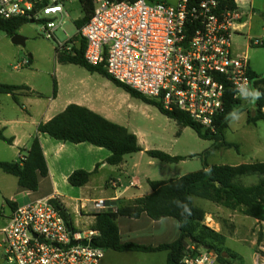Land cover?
Returning a JSON list of instances; mask_svg holds the SVG:
<instances>
[{
	"label": "built area",
	"instance_id": "1",
	"mask_svg": "<svg viewBox=\"0 0 264 264\" xmlns=\"http://www.w3.org/2000/svg\"><path fill=\"white\" fill-rule=\"evenodd\" d=\"M91 1L92 15L79 31L84 60L103 63L111 78L156 100L163 110L183 111L213 131L226 91L236 98L242 86L252 89L247 56L233 55L231 41L247 26L241 7L249 0ZM57 14L67 16L58 0H0L1 20L42 17L46 37L57 28L49 19ZM248 43L262 45L247 38ZM56 201L38 198L12 211L0 230L2 264H99L104 249L92 245L98 232L64 218ZM107 208L103 200L91 202L94 214ZM188 249L195 253L184 255L181 264L216 263L214 252Z\"/></svg>",
	"mask_w": 264,
	"mask_h": 264
},
{
	"label": "trees",
	"instance_id": "2",
	"mask_svg": "<svg viewBox=\"0 0 264 264\" xmlns=\"http://www.w3.org/2000/svg\"><path fill=\"white\" fill-rule=\"evenodd\" d=\"M149 2H165L168 0H147ZM82 17L74 21L78 31L89 21L93 4L91 0H79ZM28 20L14 18L11 20L0 19V31L12 37L15 32ZM31 22V21H30ZM78 42L77 45L74 44ZM70 48L64 46L63 50L55 49L56 59L59 63H70L85 68L88 72H97L121 88L130 97L155 106L158 111L169 119L174 120L182 128L189 127L203 140L212 141V145L204 152L203 158L215 149L231 148L237 146L224 140L223 130L232 119L231 113L239 112V99L234 98V92L227 90L224 95L223 109L214 120V130L204 129L194 123L188 115L179 110L171 112L162 109L159 102L145 97L132 88L114 80L105 71L103 63L92 66L84 60V40L78 36L69 39ZM249 76L254 80L253 91H259L262 95L253 99V110L247 114V123L254 124L257 121L264 123V75L257 76L250 70ZM26 92L30 89L25 85L0 84V94L10 95L17 102L16 93ZM32 94H35L32 92ZM39 96V94H37ZM56 95V82L53 83V96ZM39 134H46L50 138L69 142L72 144L88 143L93 146L106 149L110 155L105 163L117 166L122 163L125 155L142 151L137 137L125 127L115 124L87 107L68 104L60 113L49 121L39 123L36 133L32 137L28 149L22 150L23 158L16 161H0V170L10 174L17 179V185L28 191H36L38 188V177H46L48 168L42 147L39 142ZM0 140L10 144L11 139L6 138L0 132ZM145 154L166 163H177L185 158L170 156L159 150H146ZM95 167L93 172L96 171ZM93 172L76 170L68 176V183L72 187L84 186ZM246 175H258V183L243 186L236 180ZM150 193L130 201L111 202L112 208L102 210L94 214L91 225L98 235L93 238L92 245L104 250L115 252H141L153 253L166 252V264H181V260L187 253H195L188 249V244L195 249L206 248L216 254L217 264H230L235 262V255L224 246V237L206 227L203 224L204 212L192 203V197L209 199L221 203L227 208L234 209L242 207L243 214L258 221L264 222V162L251 164L230 165H208L203 161L202 168L198 171L185 174L181 177L167 181L148 180ZM146 214L150 219L158 221L162 218H174L179 224L178 238L168 244L159 246H145L133 243H121L117 219L121 216L138 218ZM66 218L65 214L62 213Z\"/></svg>",
	"mask_w": 264,
	"mask_h": 264
},
{
	"label": "rangeland",
	"instance_id": "3",
	"mask_svg": "<svg viewBox=\"0 0 264 264\" xmlns=\"http://www.w3.org/2000/svg\"><path fill=\"white\" fill-rule=\"evenodd\" d=\"M174 0H168L173 3ZM67 14H57L49 19L57 26L51 36L46 37L42 32L44 18L23 24L15 35L22 43L11 42V37L0 32V84L25 85L30 94L16 93L17 102L11 96L0 94V113L7 112L12 106L21 115H26L30 108L32 92L39 94V110L48 104L49 99H55L54 108L59 111L65 104H77L87 107L103 118L125 127L138 140L141 152L125 157L128 168L133 162L138 164L137 177L142 186H147L144 176L156 181H167L185 174L198 171L203 161L208 165H239L264 162V123L257 121L247 123V114L253 110V98L245 99L239 96L238 119H231L223 130L224 140L237 146L215 149L205 159L203 154L212 145V141L200 139L189 127L182 128L177 123L161 114L153 105H148L139 99L130 97L113 82L85 68L70 64L59 63L55 49L70 48L69 39L79 37L74 21L82 17L79 0H58ZM251 7V12L248 7ZM245 12L243 21L247 27L241 30V35H233V55L245 54L251 72L257 76L264 75V0H249L241 7ZM251 13V17L247 13ZM247 38L259 40L262 45L247 44ZM78 42L74 44L77 45ZM247 44V45H246ZM27 61V64H24ZM56 82V95L53 96V83ZM249 91H253L252 89ZM264 111V109H263ZM0 146H6L0 142ZM159 150L170 156L185 158L177 163H166L148 157L144 151ZM134 160V161H133ZM0 174L3 175L0 170ZM243 186L258 183V175H246L237 180ZM105 189V188H104ZM106 190V189H105ZM106 193H110L107 190ZM2 203V205H1ZM193 204L205 208L210 202L193 198ZM10 210L0 198V229L8 224ZM70 215L73 223L76 217ZM249 220V219H246ZM80 228L90 226L88 220H83ZM250 222V221H246ZM0 234V264H2L3 248ZM236 247V246H235ZM241 256L240 264H255L253 251L249 246H237ZM105 258L101 264H161L165 261V252L132 253L125 255L111 250H104ZM264 252H260L258 263L263 262ZM258 261V260H257ZM217 264V263H215ZM230 264H235L230 262Z\"/></svg>",
	"mask_w": 264,
	"mask_h": 264
},
{
	"label": "crops",
	"instance_id": "4",
	"mask_svg": "<svg viewBox=\"0 0 264 264\" xmlns=\"http://www.w3.org/2000/svg\"><path fill=\"white\" fill-rule=\"evenodd\" d=\"M250 12L248 17H251ZM21 93L29 94L26 92ZM34 93L32 98H29L30 108L28 109L29 113L26 115H21L12 106L7 112L0 113V132L4 137L11 139L10 144L0 140L6 145L5 147L0 146V161H16L20 157L21 151L28 149L31 139L36 133V126L39 123L49 121L68 105L65 104L59 111H56L53 104L56 98L49 99L48 104L43 106L44 108L41 111L39 110L41 97H38V93ZM38 137L46 160L48 174L46 177H38L36 191L32 192L20 188L17 185L16 177L1 170L3 175L0 174V198L4 200L9 208L10 215L18 205L38 198L56 197V202L67 217L70 218L67 213L77 216L76 212H79L81 216L76 217V222L81 225L83 220H88L89 224L92 225L94 213L91 210V202L103 200L108 206L107 209H109L112 208L109 205L111 202H126L150 193L148 184L146 187L142 186L141 180L137 177L138 164L133 162L128 168L125 160L127 155L124 156L121 164L111 166L105 163L110 155L106 149L88 143L61 142L50 138L46 134H39ZM96 166L98 167L93 172ZM76 170L93 172L88 182L82 187H72L67 181L68 176ZM144 177L146 183L148 180H152L147 176ZM107 190L110 193H106ZM193 198L199 197H192V203ZM203 200L210 202V204L205 208L193 205L204 212L203 224L224 237L225 248L235 255L234 263H241V256L236 247L246 245L253 251L255 264H261L262 261L258 263L260 260L258 258H260V252H264V222L243 214L241 206L230 209L221 203L209 199ZM246 221L250 222L246 223ZM116 222L121 243L156 247L171 243L179 236V224L171 217L154 221L143 213L138 218L121 216L118 217ZM190 246L188 244V247ZM118 253L132 255V253L141 252ZM166 256H164L165 261H162L161 264H166Z\"/></svg>",
	"mask_w": 264,
	"mask_h": 264
},
{
	"label": "clouds",
	"instance_id": "5",
	"mask_svg": "<svg viewBox=\"0 0 264 264\" xmlns=\"http://www.w3.org/2000/svg\"><path fill=\"white\" fill-rule=\"evenodd\" d=\"M240 94L242 97L245 99L251 97L253 99H258L262 94L259 91H249L246 86H242L240 89ZM232 119H238L239 116L238 114L234 111L233 113L230 114Z\"/></svg>",
	"mask_w": 264,
	"mask_h": 264
},
{
	"label": "water",
	"instance_id": "6",
	"mask_svg": "<svg viewBox=\"0 0 264 264\" xmlns=\"http://www.w3.org/2000/svg\"><path fill=\"white\" fill-rule=\"evenodd\" d=\"M11 42H12V43H15V44H20V43H22V39L19 38V37L16 36V35H14V36L11 37ZM84 244H86V242H84ZM204 249H206V248H204ZM206 250H207V249H206Z\"/></svg>",
	"mask_w": 264,
	"mask_h": 264
}]
</instances>
